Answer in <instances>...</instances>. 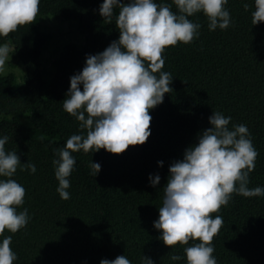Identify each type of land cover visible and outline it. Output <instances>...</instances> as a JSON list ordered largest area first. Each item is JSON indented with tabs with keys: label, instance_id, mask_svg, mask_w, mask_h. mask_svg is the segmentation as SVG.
Returning a JSON list of instances; mask_svg holds the SVG:
<instances>
[{
	"label": "trees",
	"instance_id": "16d2710c",
	"mask_svg": "<svg viewBox=\"0 0 264 264\" xmlns=\"http://www.w3.org/2000/svg\"><path fill=\"white\" fill-rule=\"evenodd\" d=\"M154 2L168 4L179 14L173 0ZM243 2L248 11L242 0H228L231 25L226 30L210 31L202 12L188 17L201 25L199 36L163 53L162 71L171 73L173 91L150 110L148 141L119 155L104 149L72 153L76 163L68 177V200L57 192L53 160L59 159L56 150L64 148L68 138L86 135V130L64 111L63 101L70 78L82 72L87 57L119 39V8L108 23L100 14L104 0H40L33 24L0 36V46L10 45L11 58L16 59L10 58L9 68L0 73V138L9 137L6 152H17L22 165L30 161L37 169L32 174L18 168L11 178L26 190L17 211L27 209L30 217L25 228L15 234L5 230L0 236V243L12 236L14 264H101L121 255L131 264H142L144 256L154 264H187L184 248L199 241L172 249L160 239L162 232L154 222L170 166L212 127L209 117L214 112L231 117L230 129L247 126L258 152L248 187H264V22L253 25L255 2ZM45 21H67L82 41L65 39L67 31L54 32ZM92 161L101 165L97 176L91 174ZM156 175L160 182L152 186L150 177ZM212 215L223 218L213 240L217 264H264V196L234 193L228 205ZM173 254L181 259L172 261Z\"/></svg>",
	"mask_w": 264,
	"mask_h": 264
},
{
	"label": "clouds",
	"instance_id": "9594fccd",
	"mask_svg": "<svg viewBox=\"0 0 264 264\" xmlns=\"http://www.w3.org/2000/svg\"><path fill=\"white\" fill-rule=\"evenodd\" d=\"M252 24L264 22V0H254ZM179 14L168 4L154 0H104L100 14L111 23L114 10L119 8L116 26L119 39L103 52L89 55L82 72L70 78L65 112L79 121L86 135L74 134L64 148L56 150L59 159L53 160L55 177L59 182L57 192L63 200L70 199L67 189L76 163L72 153L83 150L123 154L130 146L145 144L151 136L150 110L162 104L173 79L162 71L163 53L178 43L190 44L199 36L201 27L188 17L203 13L209 21L210 31L226 30L231 25L228 0H173ZM245 11L249 5L243 2ZM40 0H0V36L7 37L19 26L33 24L39 13ZM10 47L0 46V73L5 71ZM157 73L159 76H157ZM83 85V90H81ZM231 117L214 112L209 117L212 127L204 130L198 143L185 150L184 158L170 166V176L164 188L159 219L154 227L162 232L160 239L170 248H184L187 264H217L213 256L214 237L223 225L218 213L227 206L233 194L244 197L264 196V187L249 188V174L255 170L258 156L249 129L244 124L229 128ZM9 137L0 138V236L5 230L17 233L29 222L27 209L18 212L24 204L26 190L11 179L20 168L34 174L37 169L30 161L21 164L17 152H6ZM163 166V161L158 162ZM92 175L97 176L101 165L90 163ZM152 186L160 182L159 175ZM12 236L0 243V264H14L16 253L10 247ZM172 261L181 259L171 255ZM101 264H131L125 256L114 260L104 259ZM142 264H154L146 256Z\"/></svg>",
	"mask_w": 264,
	"mask_h": 264
},
{
	"label": "rangeland",
	"instance_id": "374dc122",
	"mask_svg": "<svg viewBox=\"0 0 264 264\" xmlns=\"http://www.w3.org/2000/svg\"><path fill=\"white\" fill-rule=\"evenodd\" d=\"M45 23L54 31V32H57L59 34H61V30H63L62 33L64 32H68L66 35L64 34V38L65 39H72L74 41H77V42H81L82 41V36L81 34H79L78 32H75L71 29V26L69 25V23L67 21H62V22H56V21H45ZM3 46V45H2ZM11 49V46L8 45ZM11 52L9 53V57H8V60L11 58ZM8 60L6 61V64H5V70H7V68H9V65H8ZM12 62H15L16 59L14 58H11ZM49 64V63H48ZM9 70H13L12 68L9 69ZM15 70V69H14Z\"/></svg>",
	"mask_w": 264,
	"mask_h": 264
}]
</instances>
